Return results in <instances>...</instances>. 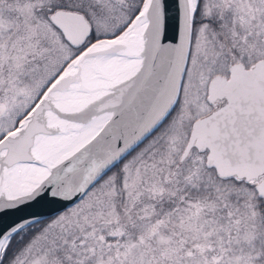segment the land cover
<instances>
[{
    "label": "snow or ice",
    "instance_id": "1",
    "mask_svg": "<svg viewBox=\"0 0 264 264\" xmlns=\"http://www.w3.org/2000/svg\"><path fill=\"white\" fill-rule=\"evenodd\" d=\"M0 264H264V0H0Z\"/></svg>",
    "mask_w": 264,
    "mask_h": 264
}]
</instances>
